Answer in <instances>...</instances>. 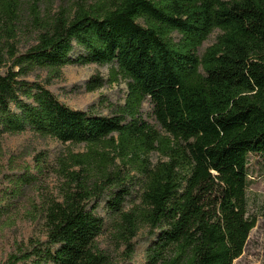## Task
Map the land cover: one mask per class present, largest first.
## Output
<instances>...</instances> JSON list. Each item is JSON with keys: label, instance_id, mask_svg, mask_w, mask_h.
<instances>
[{"label": "trees", "instance_id": "1", "mask_svg": "<svg viewBox=\"0 0 264 264\" xmlns=\"http://www.w3.org/2000/svg\"><path fill=\"white\" fill-rule=\"evenodd\" d=\"M36 5L23 45L22 1L0 0V154L5 136L26 133L86 152L57 160L42 236L0 264H136L142 247L143 264H234L256 226L250 156L264 157V0L80 1L43 24ZM74 65L111 66L78 87L123 80L124 102L107 115L67 105L52 88ZM52 169L47 152L6 166L0 214ZM109 220L119 258L99 243Z\"/></svg>", "mask_w": 264, "mask_h": 264}, {"label": "rangeland", "instance_id": "2", "mask_svg": "<svg viewBox=\"0 0 264 264\" xmlns=\"http://www.w3.org/2000/svg\"><path fill=\"white\" fill-rule=\"evenodd\" d=\"M24 8L22 27L23 45L31 44L35 38L36 24L32 8L35 4L40 14V22L43 24L59 14L71 16L74 13L76 4L80 1L92 5L100 0H21ZM220 32L215 31L203 44L198 55L201 57L205 50L213 45ZM177 39V36H176ZM111 66H67L63 69L62 82L52 90L60 99L74 109L85 110L93 106L99 115L109 113L108 103H123L127 94L126 82H108L102 89L95 92H88L80 88V84L89 80L95 74H100L105 80H109ZM149 111V105H145ZM3 153L0 154V172L7 166L23 168L25 164L32 161V157L40 152H47L50 155V163L54 170L47 173L39 184L26 190L23 197L16 203V208L11 214H0V261L14 250V245L21 241H28L30 238L42 236V228L39 225V210L48 197L56 196L59 192L62 180L55 173L57 160L65 158L69 154L86 152L83 145L74 146L70 143H60L51 138H42L31 133L19 136H5L1 143ZM158 154L151 156L152 162H157ZM249 175L252 184L247 192L248 212L251 218L256 220V226L251 231L243 255L234 261V264H264V157L250 156ZM127 205V209L130 208ZM111 220L107 222V229L99 238L101 246L119 258L115 241L112 238ZM144 248L138 251L135 259L136 264L144 262Z\"/></svg>", "mask_w": 264, "mask_h": 264}]
</instances>
